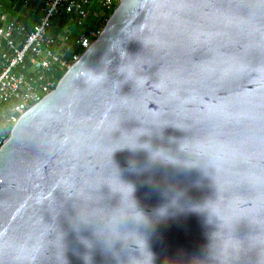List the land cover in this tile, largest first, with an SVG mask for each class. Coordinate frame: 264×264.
I'll return each instance as SVG.
<instances>
[{"label":"water","instance_id":"95a60500","mask_svg":"<svg viewBox=\"0 0 264 264\" xmlns=\"http://www.w3.org/2000/svg\"><path fill=\"white\" fill-rule=\"evenodd\" d=\"M0 264H264V0H122L0 150Z\"/></svg>","mask_w":264,"mask_h":264},{"label":"built area","instance_id":"2783aa9c","mask_svg":"<svg viewBox=\"0 0 264 264\" xmlns=\"http://www.w3.org/2000/svg\"><path fill=\"white\" fill-rule=\"evenodd\" d=\"M121 1L46 0L32 28L4 15L0 2V150L21 115L57 87L58 73L70 69L101 34L103 23L84 28L91 8L111 10ZM30 2L23 8L29 10ZM63 14L69 24L54 31V18Z\"/></svg>","mask_w":264,"mask_h":264},{"label":"trees","instance_id":"16d2710c","mask_svg":"<svg viewBox=\"0 0 264 264\" xmlns=\"http://www.w3.org/2000/svg\"><path fill=\"white\" fill-rule=\"evenodd\" d=\"M0 2H3L0 0ZM114 9L111 10H102L97 5H94L91 8L90 16L85 23L84 28H93L96 25L100 26L102 23L103 25L106 24L107 19L110 17V15L113 13ZM41 16V7H38L34 12L29 11L27 15H23L20 17H17L19 20L25 22L28 24L30 28L33 27V24L39 19ZM69 24V18L67 16L63 15H57L53 20V30L54 31H60L62 32L66 26ZM78 28L75 29V34H77ZM80 50V49H78ZM64 72L58 73V76H63Z\"/></svg>","mask_w":264,"mask_h":264},{"label":"rangeland","instance_id":"374dc122","mask_svg":"<svg viewBox=\"0 0 264 264\" xmlns=\"http://www.w3.org/2000/svg\"><path fill=\"white\" fill-rule=\"evenodd\" d=\"M5 5L4 15L8 18H17L20 16V13L26 11L27 14L29 11L34 12L38 7H43L45 5L46 0H30L29 10L24 9L25 0H1Z\"/></svg>","mask_w":264,"mask_h":264},{"label":"crops","instance_id":"0c3cea01","mask_svg":"<svg viewBox=\"0 0 264 264\" xmlns=\"http://www.w3.org/2000/svg\"><path fill=\"white\" fill-rule=\"evenodd\" d=\"M23 15H24V16L27 15V12H26V11H23L22 13H20V16H23ZM20 16H19V17H20Z\"/></svg>","mask_w":264,"mask_h":264}]
</instances>
